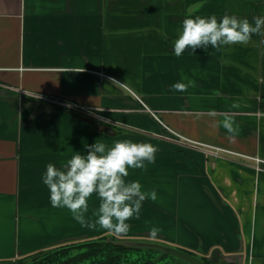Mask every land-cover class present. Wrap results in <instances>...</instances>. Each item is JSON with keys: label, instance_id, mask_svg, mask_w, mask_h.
<instances>
[{"label": "crops", "instance_id": "crops-1", "mask_svg": "<svg viewBox=\"0 0 264 264\" xmlns=\"http://www.w3.org/2000/svg\"><path fill=\"white\" fill-rule=\"evenodd\" d=\"M201 3L193 16L264 17V0H0V261L112 234L53 207L43 176L96 141L130 139L157 153L125 179L157 198L120 237L264 264V37L175 55L186 10ZM189 81L187 92L171 88ZM211 110L236 113L235 142L215 126L221 117L194 115ZM98 206L93 194L86 220Z\"/></svg>", "mask_w": 264, "mask_h": 264}, {"label": "clouds", "instance_id": "clouds-1", "mask_svg": "<svg viewBox=\"0 0 264 264\" xmlns=\"http://www.w3.org/2000/svg\"><path fill=\"white\" fill-rule=\"evenodd\" d=\"M201 7L202 3L189 6L186 10L182 31L173 41L175 55L180 56L188 49L194 54L197 48L207 49L209 46L219 50L229 45H247L253 35L264 37V17H253L252 23L247 18L228 14L219 19L215 15L193 16V12ZM259 43L264 44V39ZM259 82L264 83V78ZM112 83L124 86L115 80ZM190 86L194 87V82H177L171 88L176 92H187ZM256 98L261 100L260 96ZM231 107L239 108L240 105L234 103ZM194 115L196 119L205 115L221 117L215 126L223 127L230 142H235L240 134V125L235 120L236 113L211 110L206 113L196 112ZM156 153L157 148L151 143L122 139L108 146L96 141L87 146L86 155L75 152L60 168L49 163L43 183L49 189L51 205L67 208L82 227L94 229L98 225L117 237L127 234L130 229L127 221L139 219L143 202L149 198L155 201L157 194L155 191L145 193L138 181H126L125 178L129 176V168L143 169L145 162L154 163ZM93 194L99 198V206L94 213L95 222L85 219L89 211V199ZM159 231L157 228L151 229L150 238L155 239Z\"/></svg>", "mask_w": 264, "mask_h": 264}, {"label": "trees", "instance_id": "trees-1", "mask_svg": "<svg viewBox=\"0 0 264 264\" xmlns=\"http://www.w3.org/2000/svg\"><path fill=\"white\" fill-rule=\"evenodd\" d=\"M165 246L170 245L104 234L39 251L36 255L29 256L37 259L29 264H194L167 251ZM204 261L206 264H216L210 258H205ZM9 262L11 260H2L0 264Z\"/></svg>", "mask_w": 264, "mask_h": 264}, {"label": "rangeland", "instance_id": "rangeland-1", "mask_svg": "<svg viewBox=\"0 0 264 264\" xmlns=\"http://www.w3.org/2000/svg\"><path fill=\"white\" fill-rule=\"evenodd\" d=\"M40 97H42V99H44L46 101H50V102L55 103V104H57V105H59L61 107H66L67 109L78 113L81 117H87V118H89L90 120H92L94 122L98 121L97 115L95 114V112H93L91 110L82 109L81 107H79V106H77L75 104H72V103H70L69 101H66V100H60V99H57V98L46 97V96H40ZM39 251H42V250H39ZM36 254H37V252H36ZM29 256H31V255H29ZM29 256H21V257H19L17 259L12 260L8 264H29V263H34L37 260L36 258L35 259L34 258L31 259Z\"/></svg>", "mask_w": 264, "mask_h": 264}, {"label": "water", "instance_id": "water-1", "mask_svg": "<svg viewBox=\"0 0 264 264\" xmlns=\"http://www.w3.org/2000/svg\"><path fill=\"white\" fill-rule=\"evenodd\" d=\"M167 251L172 252L178 256H181L189 261H191L194 264H206L203 259H201L199 256L191 254L189 252H186L184 250H181L179 248H175L173 246H165L164 247ZM221 258V252L219 249H215L213 251L211 259L214 260L215 262H219Z\"/></svg>", "mask_w": 264, "mask_h": 264}, {"label": "built area", "instance_id": "built-area-1", "mask_svg": "<svg viewBox=\"0 0 264 264\" xmlns=\"http://www.w3.org/2000/svg\"><path fill=\"white\" fill-rule=\"evenodd\" d=\"M260 160H261L260 158H257V161H258V162H260Z\"/></svg>", "mask_w": 264, "mask_h": 264}]
</instances>
